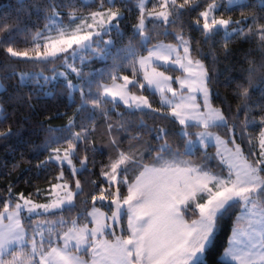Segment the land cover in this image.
Listing matches in <instances>:
<instances>
[{
  "label": "snow or ice",
  "instance_id": "6c2138e0",
  "mask_svg": "<svg viewBox=\"0 0 264 264\" xmlns=\"http://www.w3.org/2000/svg\"><path fill=\"white\" fill-rule=\"evenodd\" d=\"M147 3L138 0L136 22L120 47L116 41L124 40L127 19V6H118L122 0H48L44 25L34 34L31 49L17 50L15 40L0 37V53L6 58L43 66L36 74L14 73L18 83L7 102L32 109L33 99L52 94L35 87L38 78L45 85L63 78L62 90L77 105L67 126H37L46 135L35 148L47 154L36 167L58 168L47 190L25 195L9 185L0 192V264H264V104H250V89L264 69V0L258 5L250 0H153L151 8ZM257 6L259 14H245ZM197 8L185 25L184 16ZM236 8L238 19L217 15ZM186 27L199 30L196 44L209 45L213 63L211 45L221 32L225 54L234 37L256 44L261 62L257 66L249 60L242 70L247 86L236 84L241 103L235 112L214 106V73L200 58L202 50L193 47ZM12 30L0 27V32ZM161 36L173 42L165 44ZM94 61L104 64L86 72ZM48 65L51 76L44 75ZM73 74L75 79L69 78ZM30 78L34 90L24 95L21 89ZM259 78L264 81V74ZM0 89L6 91L2 83ZM151 96H159L158 107ZM121 104L127 113L116 111ZM255 111L261 115L256 117ZM96 114L104 117L108 137L99 147L91 140ZM77 116H82L78 125ZM145 116L159 125L149 126ZM8 118L0 103V124ZM169 125L178 132L170 133ZM136 127L141 131L133 133ZM193 127L199 130L193 133ZM256 127L258 133L250 131ZM214 128L224 129L225 136ZM19 131L9 126L0 130V139ZM120 133L127 134L126 147ZM104 149L109 155L100 165L102 179L82 181L79 176L85 171L91 175L97 163L89 153ZM194 149L202 153L199 160ZM81 150L77 167L73 161ZM210 160L216 161L212 167ZM85 184L92 190L90 203ZM41 196L45 202H36ZM233 210L238 214L226 246L214 256L217 233Z\"/></svg>",
  "mask_w": 264,
  "mask_h": 264
},
{
  "label": "trees",
  "instance_id": "16d2710c",
  "mask_svg": "<svg viewBox=\"0 0 264 264\" xmlns=\"http://www.w3.org/2000/svg\"><path fill=\"white\" fill-rule=\"evenodd\" d=\"M64 2V0H60ZM79 3L80 0H77ZM153 0H148L147 6L151 8ZM48 0H0V27L13 26L11 32H0V37L5 40H15L17 50L24 51L31 49V40L38 29L44 25L45 6ZM203 0H201V4ZM250 3L257 4L258 0H250ZM126 5L125 15L127 19L123 21V27L125 31V38L123 41L117 39V47L127 43V36L130 34L131 25L136 22L138 15V0H122V4L118 6ZM87 10V9H85ZM200 9L197 8L190 14H186L183 18L185 25L191 24L193 18L197 15ZM69 9H63L64 13H67ZM256 11L260 13V9L257 6L255 9L249 8L245 11ZM217 15H223L225 18L231 15L233 19L240 18V10L236 8L234 11L225 12L223 9L217 13ZM251 21H249L250 23ZM264 23V20L260 21ZM186 33L190 36L193 41V47H199L202 50L200 58L203 59L206 67L214 73V81L211 85L214 97L213 104L217 107L227 110L229 107L232 112H235L237 106L241 103L240 98L235 95V89L237 83H244L247 86V72L242 71L249 67L248 61L254 60L259 66L261 62V53L258 50L256 44L251 41L241 40L234 37L229 41V51L227 54L223 51V32L219 33L215 37V43L211 45V49L215 54L216 60L213 63L212 56L208 55L209 45L201 42L199 45L196 41L201 40V35L198 29L193 27L192 29L185 28ZM159 40L173 41L171 38H165L161 36ZM157 42L156 39L152 40V43ZM115 51V49L113 50ZM59 63V62H57ZM111 63V60L107 62ZM104 62L94 61L87 67L85 71L90 69L95 70L96 68L102 67ZM43 66L24 60H17L16 58H6L5 54L0 53V80L6 88L0 90V103H3L4 110L9 114V118L0 124V130H7L9 126L13 127L14 132L16 129L20 131L6 139H0V192H6L7 187L12 185L14 193L23 192L25 195L29 193H35L37 188L47 190L49 186V180L55 176L58 172V168L55 166L38 169L36 165L44 159L46 152H38L35 148L36 145H41L44 142L45 132L39 131L37 126L43 122L45 127L51 125L54 128L65 127L68 124V120L73 116L76 109V103L72 102L66 91L62 90L64 83L63 78L51 80L45 85L42 78L39 79V83L35 84L36 88H41L43 91L51 92L49 96H43L37 100L33 99L32 104L34 107L29 109L26 105L21 103L12 104L7 102L8 96L12 95L16 89L18 83L17 77L14 73L28 72L30 74H36L41 71ZM51 65H48L44 69V75L51 76V71L48 69ZM63 68H58V71ZM172 71V70H171ZM174 74L178 73L172 71ZM264 74V69H259L257 72V78L254 81V86L250 89V104L255 107L258 104H264V81L259 77ZM69 78L75 79L74 74ZM33 81L29 80L27 86L21 89L24 95H27L33 89ZM215 94H218L215 95ZM75 100L79 102V93H75ZM153 104L156 107L159 103L156 99H153ZM116 111L127 113L128 110L121 104L118 106ZM139 114H137L138 116ZM256 117H259L261 113L255 111L253 113ZM112 120L116 121L117 116L115 112L111 114ZM97 128L91 136V140L98 147L100 144H106L108 137L105 134L106 126L104 124V117L100 114L94 116ZM243 113H241V119ZM82 116L76 117L77 125L80 123ZM144 121L149 126L159 125V121L153 120L148 116H145ZM91 123V122H90ZM196 129V128H191ZM170 133H177V127L169 125ZM222 134L225 135L224 129H218ZM72 132L79 131L78 127H72ZM133 133L141 131V128H132ZM254 133H258L259 128L250 129ZM194 133V132H193ZM145 138H148L147 133L144 134ZM122 138V144L126 147L128 142L127 134L120 133ZM173 140H176V136H172ZM239 142V141H238ZM177 143H181L177 141ZM247 151L246 140L242 145ZM199 149V146H197ZM214 147L209 148L208 152H213ZM195 159L199 160L201 157V151L195 150ZM84 155L81 150L79 155L74 159V163L79 165V159ZM108 150L104 149L102 152L97 151L94 155L90 152L89 156L94 159L97 163L95 168L92 170V174L89 175L87 171L83 172L79 178L84 181L85 177L91 180H101L100 177V165L101 162H107ZM91 168L92 166L89 165ZM67 169V165H65ZM70 175V170L68 169ZM98 191V189H96ZM126 193V189H123ZM85 193H87L88 201L91 202L92 190L90 184H85ZM35 198V197H34ZM36 201H45L43 196L35 198ZM83 199V197H81ZM79 206V205H78ZM99 206V205H98ZM105 209L109 210L107 207ZM238 214V210H233L230 215L226 216L221 224V228L217 233L214 247L212 249V255L218 256L226 246V241L230 235L233 227V221ZM230 264V262H228Z\"/></svg>",
  "mask_w": 264,
  "mask_h": 264
},
{
  "label": "rangeland",
  "instance_id": "374dc122",
  "mask_svg": "<svg viewBox=\"0 0 264 264\" xmlns=\"http://www.w3.org/2000/svg\"><path fill=\"white\" fill-rule=\"evenodd\" d=\"M107 38V37H106ZM160 41H162L163 43H165V44H167V43H172L173 41H167V40H160ZM158 42V41H157ZM157 42H155V43H157ZM60 71H63V69L62 70H60ZM168 74H171V75H173V76H175V75H179V72L178 73H173L171 70H169V73ZM52 75V74H51ZM48 76H50V75H48ZM0 83H2L1 82V80H0ZM176 87H178V85L176 86ZM1 90V89H0ZM144 94L145 95H150V93L149 92H147V91H145L144 92ZM151 99H152V101H153V99H156L157 101H158V103H160V101H159V96H151L150 97ZM155 107H156V105L155 104H153ZM215 106V105H214ZM106 126V125H105ZM193 128H195V127H193ZM199 129H190V131L191 132H196V131H198ZM213 132H215L217 135H220V136H222V137H224L225 135L224 134H222V132H220L218 129H211ZM100 145H102V144H100ZM197 146H199V145H197ZM215 151V148H214V150H213V152ZM213 152H208L209 154H211V153H213ZM208 163H209V166L210 167H212V166H214L215 165V163H216V161H214V160H210V161H208ZM77 167H79V165H76ZM70 170V169H69ZM36 202H38V203H43V202H45V201H36ZM98 206V205H97ZM99 207V206H98ZM102 211H107V212H109L110 213V210H107V209H105V208H102L101 209ZM241 226H243V225H241Z\"/></svg>",
  "mask_w": 264,
  "mask_h": 264
}]
</instances>
